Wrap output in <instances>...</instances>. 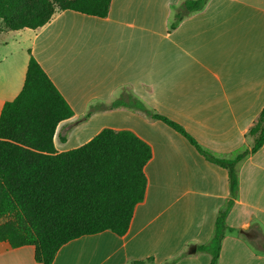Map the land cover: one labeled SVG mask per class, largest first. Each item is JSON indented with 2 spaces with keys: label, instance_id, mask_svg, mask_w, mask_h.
<instances>
[{
  "label": "crops",
  "instance_id": "1",
  "mask_svg": "<svg viewBox=\"0 0 264 264\" xmlns=\"http://www.w3.org/2000/svg\"><path fill=\"white\" fill-rule=\"evenodd\" d=\"M183 1L112 0L106 18L57 11L32 30L26 56L15 57L7 44L5 55L0 52V114L23 88L30 53L73 109L54 136L59 153L105 128L133 131L153 150L145 167L146 196L127 234L106 231L73 240L53 264L149 258L164 264L180 256L174 264H210L198 246L212 239L230 197L228 170L207 161L165 123L137 110L106 109L131 94L217 156L252 148L248 132L264 109V0H209L170 30L172 8ZM238 169V197L226 218L233 231L223 240L219 264H264V254L250 244L264 241V145ZM246 225L249 236L242 232ZM34 255L32 246L13 249L0 242V264H40Z\"/></svg>",
  "mask_w": 264,
  "mask_h": 264
},
{
  "label": "trees",
  "instance_id": "2",
  "mask_svg": "<svg viewBox=\"0 0 264 264\" xmlns=\"http://www.w3.org/2000/svg\"><path fill=\"white\" fill-rule=\"evenodd\" d=\"M208 1L184 0L173 7L170 30L203 10ZM23 2L0 0V20L8 29L36 30L48 24L57 11L65 10L106 18L112 0H38L34 11L22 15L19 7ZM120 107L165 123L207 161L228 170L230 197L218 213L212 239L198 246L199 252L211 256L210 264H219L223 240L233 231L226 218L238 197V166L264 145V109L248 132L254 140L252 148L217 156L181 124L146 107L131 94L121 96L106 109ZM73 116L69 103L30 53L23 88L4 104L0 114V242L13 249L34 247L35 261L40 264H53L64 245L83 236L106 231L125 236L137 205L146 196L145 167L153 157L150 144L133 131L105 128L86 144L59 153L54 144L57 127ZM250 244L264 254V241ZM180 257L164 264H174ZM152 262L149 258L145 263Z\"/></svg>",
  "mask_w": 264,
  "mask_h": 264
},
{
  "label": "rangeland",
  "instance_id": "3",
  "mask_svg": "<svg viewBox=\"0 0 264 264\" xmlns=\"http://www.w3.org/2000/svg\"><path fill=\"white\" fill-rule=\"evenodd\" d=\"M37 5L38 0H24L23 4L19 7V11L22 15L30 13L36 9ZM32 32L33 31L31 29H24L20 31L10 30L4 22L0 20V52L5 55V44H7L10 50H13V53H15V57L26 56L31 47ZM96 129L97 127L89 130L88 133L83 135L81 140H77L73 144H78L84 141L87 137H90ZM66 133L67 132H65V134Z\"/></svg>",
  "mask_w": 264,
  "mask_h": 264
},
{
  "label": "water",
  "instance_id": "4",
  "mask_svg": "<svg viewBox=\"0 0 264 264\" xmlns=\"http://www.w3.org/2000/svg\"><path fill=\"white\" fill-rule=\"evenodd\" d=\"M248 226L246 225V226H243V228H242V232L244 233V234H246L247 235V231H248ZM247 236H249V234L247 235ZM196 252V247L194 246L193 248H192V250H191V253H195Z\"/></svg>",
  "mask_w": 264,
  "mask_h": 264
}]
</instances>
